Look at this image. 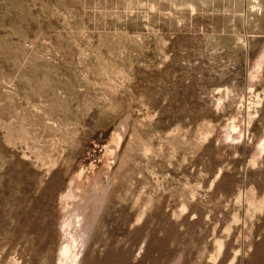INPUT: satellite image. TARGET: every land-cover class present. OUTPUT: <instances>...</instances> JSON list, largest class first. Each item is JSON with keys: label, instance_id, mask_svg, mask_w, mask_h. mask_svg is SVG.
Instances as JSON below:
<instances>
[{"label": "rangeland", "instance_id": "rangeland-1", "mask_svg": "<svg viewBox=\"0 0 264 264\" xmlns=\"http://www.w3.org/2000/svg\"><path fill=\"white\" fill-rule=\"evenodd\" d=\"M263 51L264 0H0V264L57 263L105 146L78 264H264Z\"/></svg>", "mask_w": 264, "mask_h": 264}, {"label": "bare ground", "instance_id": "bare-ground-1", "mask_svg": "<svg viewBox=\"0 0 264 264\" xmlns=\"http://www.w3.org/2000/svg\"><path fill=\"white\" fill-rule=\"evenodd\" d=\"M263 60L264 51L257 59L256 65L261 66ZM224 131L226 136L233 137V135L236 134L235 137H238L237 134L239 136L241 135L235 120L228 122ZM117 139L118 137L111 135V141L113 143H117ZM105 147L108 155L105 161V180L100 182L101 178L97 175L87 187L82 184H76L75 181L78 183L83 177V171L80 170L70 179L66 191L61 194L62 203L66 204V209H64L66 212H69L67 214L63 213L64 217L60 223L64 240L59 247L56 264L79 263L84 245L89 239L98 216L100 215L101 208L106 200L110 187L111 178L109 180L108 172L111 164L114 163L115 152L117 151V146H115V148L112 147L111 150H109L107 146ZM257 149L259 152H264V137L261 139ZM68 203L70 205V210ZM221 243L220 241L218 246L220 250L222 247Z\"/></svg>", "mask_w": 264, "mask_h": 264}]
</instances>
